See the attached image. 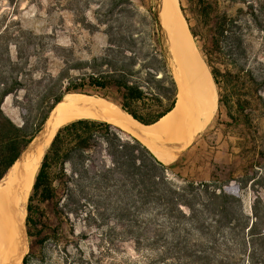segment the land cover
Wrapping results in <instances>:
<instances>
[{
    "label": "rangeland",
    "instance_id": "obj_1",
    "mask_svg": "<svg viewBox=\"0 0 264 264\" xmlns=\"http://www.w3.org/2000/svg\"><path fill=\"white\" fill-rule=\"evenodd\" d=\"M216 2L206 18L196 1L193 5L178 0L208 69L226 74L232 80L224 82L218 76L217 110L212 122L177 154L172 164L164 165L170 179L177 174L195 182L198 197H213L224 191L229 197H240L245 213L250 215L257 199L264 203V103L257 105L253 101L251 128L230 124L225 107L218 100L224 102L229 97L230 106L235 108L238 96L248 88L242 80L244 75L237 73L238 68L256 77L259 94L264 99V13L254 20L241 2L232 5L223 0ZM153 5L154 0H0V85L18 89L4 99L1 105L4 114L20 124L23 111L27 112L28 108L25 98L31 107L40 100L44 108L53 93L63 91L70 81L78 82L81 77L115 68L127 73L128 80L139 84L144 92L161 95L168 102L170 97L163 89L170 88L173 92V78ZM219 13L239 17L234 35L241 36V48L245 51L235 65L231 52L235 46L231 40L218 42V47L212 48L210 30ZM104 58L116 64L105 65ZM146 72L160 82L147 81ZM235 74L242 79L237 80ZM84 88L95 93L90 87ZM238 88L242 91L238 92ZM96 93L115 102L119 100L111 88ZM252 136L257 137L255 144ZM196 157L211 169L207 182L201 177L195 180L182 175ZM201 183H208V187L202 188ZM79 198L78 210L69 215L68 223L53 215L48 204L40 206L50 227L43 235L51 233L50 229L57 225L60 228L55 242L47 240L42 248L27 238L25 255H32L29 264H133L136 260L137 264H166L148 259L151 253L148 247H141L137 253L131 240L119 239L120 213H134L128 199L101 195ZM111 227L115 231H110ZM108 231L111 237L104 239ZM145 258L148 260L144 261Z\"/></svg>",
    "mask_w": 264,
    "mask_h": 264
},
{
    "label": "trees",
    "instance_id": "obj_2",
    "mask_svg": "<svg viewBox=\"0 0 264 264\" xmlns=\"http://www.w3.org/2000/svg\"><path fill=\"white\" fill-rule=\"evenodd\" d=\"M195 1L203 8L206 18L217 4V0ZM223 1L231 5L245 4L246 13L254 20L264 13V0ZM238 19V16L219 13L210 30L212 48H217L218 42L229 43L231 40L235 46L231 51L233 64L245 51L241 48V36L234 35ZM189 32L196 36L191 30ZM103 60L105 65L116 64L109 59ZM116 70L90 74L77 79L78 82L70 81L63 91L53 93L44 108L40 100L31 107L29 99L25 98L28 108L27 112L23 111L20 124L14 123L1 109L4 99L18 89L0 85V180L41 130L50 111L64 94L98 96L108 100V96L96 92L111 88L119 100H109L143 125L156 123L173 108L174 81L173 92L170 88L163 89L170 97L167 102L161 95L144 92L139 84L128 80L127 73ZM238 70L239 75H244V79L240 78L248 88L238 96L235 108L230 106L229 97L224 102L219 99L218 103L225 107L230 124L252 128L253 101L262 105L264 99L259 94L256 77L250 71ZM209 71L216 85H219L218 76L224 82L232 80L217 70ZM145 74L147 81L160 82L149 72ZM238 74H235L237 80L240 79ZM86 86L95 93L87 92ZM237 91L241 92L242 88ZM256 138L251 137L254 144ZM167 170L168 167L139 141L107 122L97 119L68 122L57 129L35 174L26 203L27 238L31 244L42 248L45 241L55 242L58 236V225L50 229L51 233L43 235L49 224L41 205L48 204L53 215L68 223L69 215L78 210L79 197L101 195L129 200L128 205L135 214L120 213L117 235L119 239L131 240L137 253L141 247H148L151 252L148 259L166 261V264H264L263 202L257 199L249 215L245 213L240 197H229L224 191L213 197H198L195 182L177 174L170 179ZM201 187L207 188L208 183H201ZM60 202L63 206L59 208ZM109 230L115 231V228ZM110 231L104 239H110ZM31 257V253L24 255L21 264H29ZM136 261L131 263L137 264Z\"/></svg>",
    "mask_w": 264,
    "mask_h": 264
},
{
    "label": "bare ground",
    "instance_id": "obj_3",
    "mask_svg": "<svg viewBox=\"0 0 264 264\" xmlns=\"http://www.w3.org/2000/svg\"><path fill=\"white\" fill-rule=\"evenodd\" d=\"M153 6L162 48L178 85L173 108L156 123L143 125L101 97L64 95L51 114L47 133H41L40 147L23 163L15 162L0 181V264H21L27 251V199L43 154L60 126L77 119L106 121L140 140L161 163L172 164L177 154L212 122L217 110L215 83L178 0H154Z\"/></svg>",
    "mask_w": 264,
    "mask_h": 264
},
{
    "label": "water",
    "instance_id": "obj_4",
    "mask_svg": "<svg viewBox=\"0 0 264 264\" xmlns=\"http://www.w3.org/2000/svg\"><path fill=\"white\" fill-rule=\"evenodd\" d=\"M166 58H167V56H166ZM167 64H168V67H169V70H170V73L172 74V78H173V81H174V83H175V87H176V93L178 92V85H177V82H176V77H175V75H174V73H173V70H172V67H171V65H170V63H169V60H168V58H167ZM59 104V103H58ZM58 104H56L53 108H52V110L50 111V113H49V115H48V117H47V119H46V121H45V123L43 124V126H42V128H41V130L38 132V134L33 138V140L29 143V145L24 149V151L20 154V156H19V158L15 161V162H17V161H19V162H21V163H23L24 161H25V158H26V156H29V155H31L33 152H35L39 147H40V145H41V133L43 134V135H45L46 133H47V130H48V127H47V124H48V122H49V120H50V117H51V114H52V112L55 110V108L57 107V105ZM97 120H99V119H97ZM101 121H103V120H101ZM104 122H106V121H104ZM108 123V122H107ZM109 124H111V123H109ZM111 125H113V124H111ZM113 126H115V125H113ZM115 127H117V126H115ZM118 128V127H117ZM120 129V128H119ZM120 130H122V129H120ZM123 131V130H122ZM123 132H125V131H123ZM126 133V132H125ZM126 134H128V133H126ZM129 136H131L132 138H134V139H136L137 141H139L143 146H145L147 149H148V147L145 145V144H143L140 140H138L137 138H135V137H133L132 135H130V134H128ZM153 145H155L158 149H161L162 147H161V145L160 144H158V143H155V144H153ZM186 148V147H185ZM185 148L183 149V150H185ZM164 149H166L165 151L166 152H169L168 150H172V149H167V148H164ZM149 151H150V149H148ZM183 150H181V151H183ZM164 151V152H165ZM180 151V152H181ZM151 152V151H150ZM152 153V152H151ZM153 154V153H152ZM14 162V163H15ZM12 167V166H11ZM10 167V168H11ZM9 168V169H10ZM8 169V170H9ZM8 170L6 171V173L4 174V176L7 174V172H8ZM3 176V177H4ZM3 177L1 178V179H3ZM1 181V180H0ZM26 236H27V234H26ZM24 257V256H23Z\"/></svg>",
    "mask_w": 264,
    "mask_h": 264
},
{
    "label": "crops",
    "instance_id": "obj_5",
    "mask_svg": "<svg viewBox=\"0 0 264 264\" xmlns=\"http://www.w3.org/2000/svg\"><path fill=\"white\" fill-rule=\"evenodd\" d=\"M193 5L195 4V0H188ZM182 174V171H179ZM183 176H187L189 179H199L203 178L204 182L209 181L211 177V169H209V165L204 162V160L199 159L198 157L191 163L189 169L183 171Z\"/></svg>",
    "mask_w": 264,
    "mask_h": 264
}]
</instances>
